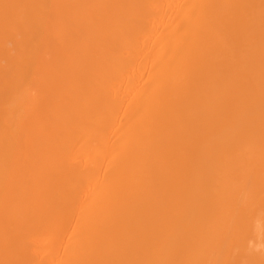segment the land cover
I'll return each mask as SVG.
<instances>
[{"label": "bare ground", "instance_id": "obj_1", "mask_svg": "<svg viewBox=\"0 0 264 264\" xmlns=\"http://www.w3.org/2000/svg\"><path fill=\"white\" fill-rule=\"evenodd\" d=\"M0 264H264V0H0Z\"/></svg>", "mask_w": 264, "mask_h": 264}]
</instances>
